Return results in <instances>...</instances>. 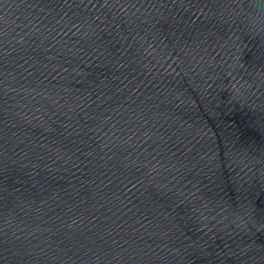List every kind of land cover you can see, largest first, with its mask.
I'll list each match as a JSON object with an SVG mask.
<instances>
[{
    "label": "water",
    "instance_id": "95a60500",
    "mask_svg": "<svg viewBox=\"0 0 264 264\" xmlns=\"http://www.w3.org/2000/svg\"><path fill=\"white\" fill-rule=\"evenodd\" d=\"M0 264H264V0H0Z\"/></svg>",
    "mask_w": 264,
    "mask_h": 264
}]
</instances>
